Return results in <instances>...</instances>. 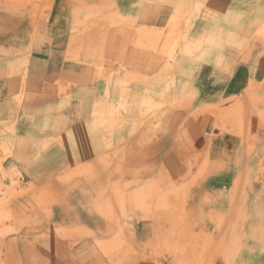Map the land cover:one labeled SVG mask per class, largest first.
I'll return each mask as SVG.
<instances>
[{
    "label": "rangeland",
    "instance_id": "1",
    "mask_svg": "<svg viewBox=\"0 0 264 264\" xmlns=\"http://www.w3.org/2000/svg\"><path fill=\"white\" fill-rule=\"evenodd\" d=\"M54 1L0 0V9L38 22L45 19ZM115 1L71 0L70 5L76 10V22L79 18L82 22L80 26L84 21L91 27L110 28L122 25L114 16ZM201 9L210 11V0H188L164 29L131 28L135 36L132 49L139 54L140 71L150 74L121 76L118 100L96 105L92 112L105 160L87 171L76 166L79 169L75 175L57 179L60 186H65L59 193L52 192L48 177L38 182L34 178L27 185L18 173H14L10 185L0 177V264H4L7 238L36 236L43 246V264L53 258L56 242L67 248L78 243L65 239L66 230L53 233L48 223L54 215L61 217L62 208H54L64 205L61 202L69 203V209L62 210L64 214L80 213L82 219L84 212H90V247L95 254L91 258L96 263L232 264L242 238L241 222L250 215L252 220L264 221V81L256 76V82L248 86L247 98L198 110L193 104L188 111L179 112L187 104L180 105L172 98L177 82V76H173L176 59L180 54L189 57L199 51L190 47L194 37L187 32ZM218 14L219 23H208L207 33L200 40L202 46L211 48L200 50L201 54L219 62L229 55L232 61L227 69L264 56V3L244 19L226 17L222 8ZM109 75L108 81L112 77ZM131 83H139L138 93L130 91ZM215 135L236 136L247 144L246 152L251 157L245 175L230 192L227 186L225 190L221 187L228 182L210 176L207 168L209 142ZM100 172L105 175L93 176ZM84 179H92L94 185L86 193L82 191ZM36 183L42 184L38 192L34 191ZM68 187L73 188L66 191ZM249 187L255 197L250 196ZM256 197L263 208L254 215L257 205L252 203ZM20 200L28 204L19 206ZM88 200L89 208L82 209L83 201ZM246 206L251 208L249 215ZM212 215L214 242L208 235H195ZM137 223L139 228L148 227L142 235L145 239L136 245L130 233ZM260 261L264 263V258Z\"/></svg>",
    "mask_w": 264,
    "mask_h": 264
},
{
    "label": "crops",
    "instance_id": "2",
    "mask_svg": "<svg viewBox=\"0 0 264 264\" xmlns=\"http://www.w3.org/2000/svg\"><path fill=\"white\" fill-rule=\"evenodd\" d=\"M70 1H54L45 19L38 22L0 9V177L8 185L15 179L14 173H18L22 182L25 178L24 185L34 178L38 182L48 177L52 192H63L65 186H60L57 179L75 175L80 166L85 171L90 170L93 164L106 159L101 137L93 126L92 112L96 105L118 100L121 76L150 74L140 71L139 54L132 49L135 36L131 28L164 29L188 3V0H116L114 16L122 25L101 28L91 27L84 21L80 26L82 22L80 18L76 22V10ZM263 3L264 0H210V11L201 9L195 14L187 35L193 34L190 47L199 51L189 57L177 56L173 75L177 76L172 89L173 101L187 104L186 108H179V112L188 111L193 104L198 110L247 98L250 96L248 86L256 82V76L258 81H264V56H255L253 60L227 69L226 65L232 61L229 55H224V62H219L213 56L206 58L200 53L204 48H211L202 46L200 40L207 33L208 23H219L220 8L226 17L244 19ZM110 73L112 77L108 81ZM130 91L138 93L139 83H131ZM246 149L247 144L234 135H215L209 142V175L228 182L221 186L223 189L227 186L228 192L248 169L251 157ZM103 175L100 172L93 176ZM91 183L92 179L83 180L84 193L94 186ZM41 185L36 183L34 191H40ZM250 196L255 197V192L250 190ZM255 200L252 203L257 205L254 215L263 208L259 197ZM89 202L83 201L82 209L89 208ZM17 203L19 206L28 204L25 200ZM61 203L64 205L54 206L62 208L61 217L54 215L48 223L53 233L66 230L65 239L78 240V243L67 248L56 242L49 264H107L96 263L91 258L95 254L90 247V212H84L80 219V213L77 216L64 214L62 210L69 209V203ZM246 210L249 215L250 206H246ZM229 214L230 208L227 216ZM214 220L213 215L205 220L204 228L195 235H208L214 242ZM241 224L242 238L232 264H264L260 261L264 258V221L252 220L250 215ZM137 225L130 233L136 245L145 239L142 235L148 227ZM35 238L29 234L5 239L4 264H12L13 260L18 261L16 264H43V246Z\"/></svg>",
    "mask_w": 264,
    "mask_h": 264
},
{
    "label": "bare ground",
    "instance_id": "3",
    "mask_svg": "<svg viewBox=\"0 0 264 264\" xmlns=\"http://www.w3.org/2000/svg\"><path fill=\"white\" fill-rule=\"evenodd\" d=\"M161 51V50H160Z\"/></svg>",
    "mask_w": 264,
    "mask_h": 264
}]
</instances>
